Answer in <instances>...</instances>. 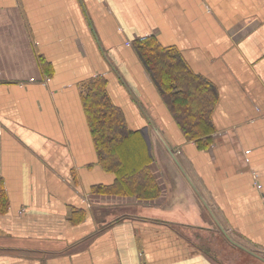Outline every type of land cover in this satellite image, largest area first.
<instances>
[{
	"label": "crops",
	"instance_id": "obj_1",
	"mask_svg": "<svg viewBox=\"0 0 264 264\" xmlns=\"http://www.w3.org/2000/svg\"><path fill=\"white\" fill-rule=\"evenodd\" d=\"M147 38L212 85L207 150L145 65ZM99 77L155 199L98 189L121 176L85 108ZM0 192V264H224L200 243L214 228L264 262V0H0Z\"/></svg>",
	"mask_w": 264,
	"mask_h": 264
},
{
	"label": "trees",
	"instance_id": "obj_2",
	"mask_svg": "<svg viewBox=\"0 0 264 264\" xmlns=\"http://www.w3.org/2000/svg\"><path fill=\"white\" fill-rule=\"evenodd\" d=\"M136 47L186 140L194 141L200 149L207 150L213 143L212 112L217 103L212 85L195 74L177 51L162 46L156 39L139 40ZM85 108L101 165L107 171L121 174L115 184L99 186L98 189L105 193L123 191L141 200L159 197L161 188L149 168L127 170L121 159L123 144L131 133L124 112L109 95L105 77L91 82ZM8 205L7 195L0 192V212H6Z\"/></svg>",
	"mask_w": 264,
	"mask_h": 264
},
{
	"label": "rangeland",
	"instance_id": "obj_3",
	"mask_svg": "<svg viewBox=\"0 0 264 264\" xmlns=\"http://www.w3.org/2000/svg\"><path fill=\"white\" fill-rule=\"evenodd\" d=\"M131 165V164H130ZM211 233L203 234L204 237L201 238V244L203 247L215 255L222 263L224 264H264L263 261L258 259L256 255H251L245 252L243 246H234L230 240H224L223 236L219 233L221 232L220 228H214L210 230ZM230 236L232 239L247 245L246 242L234 231L229 230ZM207 237V238H206ZM226 237V236H225ZM237 244V243H236ZM237 248H233V247ZM234 251V252H232ZM254 254L253 252H251Z\"/></svg>",
	"mask_w": 264,
	"mask_h": 264
},
{
	"label": "water",
	"instance_id": "obj_4",
	"mask_svg": "<svg viewBox=\"0 0 264 264\" xmlns=\"http://www.w3.org/2000/svg\"><path fill=\"white\" fill-rule=\"evenodd\" d=\"M230 240V239H229ZM231 241V240H230Z\"/></svg>",
	"mask_w": 264,
	"mask_h": 264
}]
</instances>
